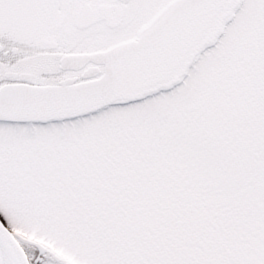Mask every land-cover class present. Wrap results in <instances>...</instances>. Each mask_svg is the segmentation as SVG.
<instances>
[{
	"label": "snow or ice",
	"instance_id": "6c2138e0",
	"mask_svg": "<svg viewBox=\"0 0 264 264\" xmlns=\"http://www.w3.org/2000/svg\"><path fill=\"white\" fill-rule=\"evenodd\" d=\"M0 264H264V0H0Z\"/></svg>",
	"mask_w": 264,
	"mask_h": 264
}]
</instances>
